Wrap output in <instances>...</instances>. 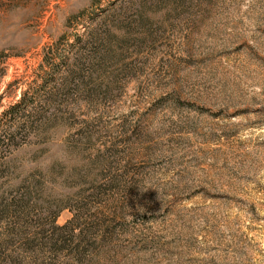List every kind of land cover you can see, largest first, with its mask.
I'll return each mask as SVG.
<instances>
[{
    "label": "rangeland",
    "instance_id": "rangeland-1",
    "mask_svg": "<svg viewBox=\"0 0 264 264\" xmlns=\"http://www.w3.org/2000/svg\"><path fill=\"white\" fill-rule=\"evenodd\" d=\"M11 187L0 264H264V0H0Z\"/></svg>",
    "mask_w": 264,
    "mask_h": 264
},
{
    "label": "trees",
    "instance_id": "trees-1",
    "mask_svg": "<svg viewBox=\"0 0 264 264\" xmlns=\"http://www.w3.org/2000/svg\"><path fill=\"white\" fill-rule=\"evenodd\" d=\"M13 109V108H11ZM17 187V186H16ZM16 187H11L12 190L10 191H5L4 193L0 194V216H4V215H8L9 217L13 216L16 217L18 216V214L21 216H18V221L17 224H27L26 219L28 218L29 215V211H31V209L33 208V206L31 205V202L29 200V193H20L19 196L17 197V195H14L13 192L15 191ZM10 195L9 196V200L8 198H4V196ZM4 198V199H3ZM76 216V214H73V217L71 218V222L72 219H74V217ZM68 224H70V222H67V224L63 225L62 227H66ZM62 227H58L62 228ZM75 228H79L77 225L72 227V231ZM9 237L15 236L16 238H20L22 239V241L29 247L35 240V233H33L32 231H30V229L27 228V226H19L17 228L13 227L10 232L8 233ZM37 235V234H36ZM34 257H31V259ZM31 263L26 262V264H35L34 262L36 261V258L33 259ZM41 264H54V263H50V262H45V263H41Z\"/></svg>",
    "mask_w": 264,
    "mask_h": 264
}]
</instances>
